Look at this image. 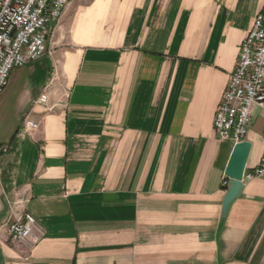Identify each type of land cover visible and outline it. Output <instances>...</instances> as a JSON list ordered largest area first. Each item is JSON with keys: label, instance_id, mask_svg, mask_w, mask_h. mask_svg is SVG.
<instances>
[{"label": "crops", "instance_id": "1", "mask_svg": "<svg viewBox=\"0 0 264 264\" xmlns=\"http://www.w3.org/2000/svg\"><path fill=\"white\" fill-rule=\"evenodd\" d=\"M261 11L264 0H70L50 53L0 93V264H264V178L244 177L223 216L235 143L214 128ZM245 139L248 171L264 155L257 107ZM10 204L37 219L39 242L12 240Z\"/></svg>", "mask_w": 264, "mask_h": 264}, {"label": "built area", "instance_id": "2", "mask_svg": "<svg viewBox=\"0 0 264 264\" xmlns=\"http://www.w3.org/2000/svg\"><path fill=\"white\" fill-rule=\"evenodd\" d=\"M69 2L0 0V93L8 86L13 69L24 67L50 53L51 25ZM37 102L46 105L47 92H43ZM256 107L264 112V11L256 14L241 43L237 64L217 108L214 128L218 138L234 143L245 140L252 111ZM25 126L34 129L38 124L26 120ZM8 151V144L0 145V156ZM244 177L264 178V155L256 167L245 169ZM10 206L8 233L12 240L39 242L45 230L37 219L30 212Z\"/></svg>", "mask_w": 264, "mask_h": 264}, {"label": "water", "instance_id": "3", "mask_svg": "<svg viewBox=\"0 0 264 264\" xmlns=\"http://www.w3.org/2000/svg\"><path fill=\"white\" fill-rule=\"evenodd\" d=\"M251 145V142L246 139L237 142L234 145L225 170L226 176L230 178V185L226 191L223 202V216L227 215L231 203L241 194L244 172L250 154Z\"/></svg>", "mask_w": 264, "mask_h": 264}, {"label": "bare ground", "instance_id": "4", "mask_svg": "<svg viewBox=\"0 0 264 264\" xmlns=\"http://www.w3.org/2000/svg\"><path fill=\"white\" fill-rule=\"evenodd\" d=\"M62 12H63V10H62ZM62 12H61V14H62ZM61 14H59V17L56 18V21L61 17Z\"/></svg>", "mask_w": 264, "mask_h": 264}]
</instances>
